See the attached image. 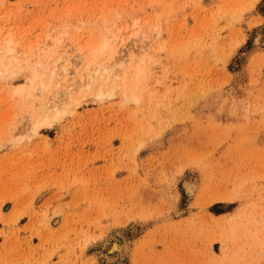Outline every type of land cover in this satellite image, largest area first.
I'll return each instance as SVG.
<instances>
[{
  "label": "rangeland",
  "instance_id": "1",
  "mask_svg": "<svg viewBox=\"0 0 264 264\" xmlns=\"http://www.w3.org/2000/svg\"><path fill=\"white\" fill-rule=\"evenodd\" d=\"M8 38L0 264H264V0H0Z\"/></svg>",
  "mask_w": 264,
  "mask_h": 264
},
{
  "label": "bare ground",
  "instance_id": "2",
  "mask_svg": "<svg viewBox=\"0 0 264 264\" xmlns=\"http://www.w3.org/2000/svg\"><path fill=\"white\" fill-rule=\"evenodd\" d=\"M6 42L4 43L5 46H1L0 44V74L5 73L7 71H12V69H14V65L12 64L13 61H16V58L12 55L13 53V48H11L9 46V43L11 42V40L8 38L5 40ZM105 47V44H102L100 46L99 49H102ZM4 58H6L4 60ZM66 61V59H65ZM64 61V62H65ZM34 78L29 80L30 86L34 85V81L38 80V83L40 85L39 88V93L41 92L42 88H43V83L40 80V77L38 75V68H34ZM136 72H139V69L136 70ZM54 73V71L52 72V74ZM12 75L14 73H11ZM10 74V76H12ZM61 74V73H60ZM59 74V75H60ZM117 77V74H115L114 70L111 68L109 70L108 67L102 65L101 68H98L95 74L90 73L89 74V81L87 82H80V87L84 86L87 89H91L93 84L95 83V80L99 79L97 84V89H98V93H101L103 91V87L102 85L106 84L109 80H113ZM70 97V96H68ZM47 111L46 113L49 114L51 111L54 112L53 114H58V106L56 104H52L49 107H46ZM186 188L188 192H192L194 186L193 184L187 183L186 184Z\"/></svg>",
  "mask_w": 264,
  "mask_h": 264
}]
</instances>
